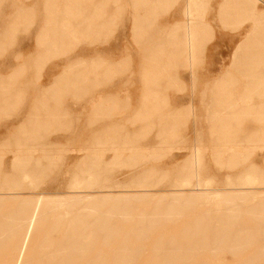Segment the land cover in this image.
I'll return each mask as SVG.
<instances>
[{
	"label": "rangeland",
	"instance_id": "obj_1",
	"mask_svg": "<svg viewBox=\"0 0 264 264\" xmlns=\"http://www.w3.org/2000/svg\"><path fill=\"white\" fill-rule=\"evenodd\" d=\"M162 1L0 0V191L27 170L37 185L20 188L25 195L148 190L130 208L135 222L154 211L158 195L195 182V168L213 187H246L248 174L264 186V47L242 52L233 75L223 76L254 18L206 0L212 32L206 46L196 42L191 61L186 0ZM256 3L253 17L264 10V1ZM21 7L35 11L29 21L16 18ZM217 198L194 204L146 238L132 237L144 251L130 264H148L161 234L168 240L184 231ZM262 200L237 201L236 223L244 227L237 231H260L247 211ZM243 254L205 256L209 264H237Z\"/></svg>",
	"mask_w": 264,
	"mask_h": 264
},
{
	"label": "bare ground",
	"instance_id": "obj_2",
	"mask_svg": "<svg viewBox=\"0 0 264 264\" xmlns=\"http://www.w3.org/2000/svg\"><path fill=\"white\" fill-rule=\"evenodd\" d=\"M260 1L223 0L220 3V11L230 8L237 13L246 12L249 13V18L255 20L254 28L238 44L232 55L230 69L223 76L233 75L231 67L240 62L242 52L251 47H264V10L252 16L256 2ZM207 3L206 0H186L183 9L188 19L186 40L191 61L196 53V31L201 29V26L209 25L203 21ZM34 13L33 9L21 7L17 9L15 16L17 19L29 21ZM63 23L68 25L67 21ZM44 29L37 35L38 44L42 42ZM191 74L194 78L195 74ZM262 82L264 84V75ZM194 157V164L198 166L199 151ZM198 172L200 174L195 168V182L183 181L185 188L158 195L159 201L156 202L154 211L146 217L136 218L137 221L134 222L131 209L141 205L148 198V190L137 193L124 192L120 195H98L81 191L68 192L66 195H25L19 191L20 188L26 185L35 189L37 185L36 177L27 170L21 182H13L0 191V259L8 257L5 264H130L133 260H138L144 251L142 244L136 245L130 240L132 237L137 240L146 238L164 222L179 219L180 215L187 213L194 204L209 202L218 197L220 203L208 207L201 215L192 219L191 223L183 228L184 231L174 236L172 234L170 240L164 238L165 234H161L159 238L163 240L155 241L149 256L151 259L146 262L209 264L205 254L215 258L223 252H230L235 256L244 253L237 264H264V241H258L260 245L245 255L252 245L258 243L254 238L264 237V204L247 211L255 214L253 220L258 223L255 228L260 231H237L244 227L236 223L241 217L237 207L238 200L250 196L264 198V186H259L257 176L246 175L243 180L246 187L218 188L213 187V181L210 179H202ZM79 184L75 183L74 188H80ZM228 190L240 192L232 193ZM109 201L113 202L110 207L107 206ZM261 202L264 203V200ZM79 204L81 207L76 210V214L70 215L72 207ZM6 205L9 207L2 213L1 209L7 207ZM123 227L125 232L120 230ZM176 236L181 240L173 238ZM117 238L122 240L115 242ZM198 254L200 257H197ZM196 260L200 261L195 263Z\"/></svg>",
	"mask_w": 264,
	"mask_h": 264
},
{
	"label": "crops",
	"instance_id": "obj_3",
	"mask_svg": "<svg viewBox=\"0 0 264 264\" xmlns=\"http://www.w3.org/2000/svg\"><path fill=\"white\" fill-rule=\"evenodd\" d=\"M160 1V3H163V1L162 0H159ZM203 21L205 22V23H207V20L206 19H203ZM209 25H207V26H201L202 28L201 29H203V27L205 28V31L203 32L202 30H201V34L200 35H198L197 36V43H199L200 44V42H201V44H202V46L204 45V46H206V44L208 43V35H210L211 34V32H212V26H211V24L210 23H208ZM203 32V33H202Z\"/></svg>",
	"mask_w": 264,
	"mask_h": 264
}]
</instances>
